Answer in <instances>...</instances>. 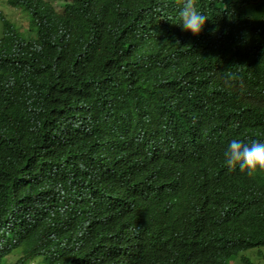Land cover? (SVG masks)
<instances>
[{
	"label": "trees",
	"instance_id": "1",
	"mask_svg": "<svg viewBox=\"0 0 264 264\" xmlns=\"http://www.w3.org/2000/svg\"><path fill=\"white\" fill-rule=\"evenodd\" d=\"M8 1L27 28L3 18L0 264H254L239 254L264 246V173L223 152L264 141V0H197L195 38L176 0ZM131 144L155 197L94 165Z\"/></svg>",
	"mask_w": 264,
	"mask_h": 264
},
{
	"label": "clouds",
	"instance_id": "2",
	"mask_svg": "<svg viewBox=\"0 0 264 264\" xmlns=\"http://www.w3.org/2000/svg\"><path fill=\"white\" fill-rule=\"evenodd\" d=\"M0 1L1 38L4 27L3 18L16 25L4 11H6L7 8L19 9L21 11L23 10L19 7L10 5L8 0ZM196 2L197 0H176V3L180 5L179 17L181 21L180 24L182 27V32L185 35H189L193 38L202 34L205 22L208 19L204 14L198 11ZM3 3H6L7 5L3 7ZM211 53L192 61H181L175 59L171 60L172 76L188 78L201 71L211 70L206 68V62L209 59ZM223 157L229 171H234L239 168L240 172L246 173L249 177H255L258 173H264V141L252 139L250 142H246L244 139L233 138L228 142L227 147L223 152ZM94 159V165L101 163L104 167H107L111 164L114 166V169L116 170V175L114 178L117 181V188L124 194L127 195L132 191L133 188H135L141 189V191L145 194H149L154 197L157 196L158 189L147 188L139 182V179L145 181H154V166L147 156L136 152L132 148V144L131 147L125 150L124 153L113 158H108L103 149L95 147ZM135 172H137L138 178L135 177ZM153 186L157 187L155 182ZM139 225L140 222L135 223L133 227H138ZM262 248L264 247L248 250L254 251L253 258L264 259V253H261ZM248 250L241 251L239 255L243 256L245 260H249L250 262L256 264L253 258L245 254V252ZM235 261H240V257H237ZM235 261H233L231 264H233Z\"/></svg>",
	"mask_w": 264,
	"mask_h": 264
},
{
	"label": "rangeland",
	"instance_id": "3",
	"mask_svg": "<svg viewBox=\"0 0 264 264\" xmlns=\"http://www.w3.org/2000/svg\"><path fill=\"white\" fill-rule=\"evenodd\" d=\"M48 1H50V3H52L58 11L61 9V7L58 4V1L57 0H48ZM0 5H1V1H0ZM5 5H7V4L6 3H3V7ZM4 12L6 14H8V16L10 17V19L17 26L23 27L24 29L27 28V24H26V22H27V15H26L25 12H23V11H21L19 9H8V8ZM0 31H1V21H0ZM262 247H264V246H262ZM261 253H264V248L261 249ZM245 254L249 255L251 258L254 257V251L248 250V251L245 252ZM253 259L256 262V264H264V259H256V258H253ZM233 264H242V263L240 261H235Z\"/></svg>",
	"mask_w": 264,
	"mask_h": 264
}]
</instances>
